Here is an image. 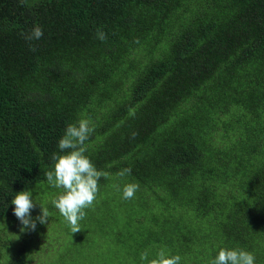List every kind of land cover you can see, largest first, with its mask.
<instances>
[{
	"label": "trees",
	"instance_id": "16d2710c",
	"mask_svg": "<svg viewBox=\"0 0 264 264\" xmlns=\"http://www.w3.org/2000/svg\"><path fill=\"white\" fill-rule=\"evenodd\" d=\"M34 25L44 34L30 43L21 33ZM81 118L95 129L86 154L109 174L95 201L100 242L130 264L161 248L210 264L221 247L264 264V0H0V228L10 216L20 250L11 201L30 189L49 209L27 248L52 246L61 190L44 172ZM128 182L138 203L122 198ZM134 205L128 231L117 213Z\"/></svg>",
	"mask_w": 264,
	"mask_h": 264
},
{
	"label": "clouds",
	"instance_id": "9594fccd",
	"mask_svg": "<svg viewBox=\"0 0 264 264\" xmlns=\"http://www.w3.org/2000/svg\"><path fill=\"white\" fill-rule=\"evenodd\" d=\"M24 2L26 0H21V3ZM43 34V29L39 25H34L29 32L21 33L24 39L30 43L40 40ZM96 37L105 41L107 34L101 28H97ZM32 50H36L34 44ZM94 131L95 129L89 119L81 118L75 123H69L58 142L60 151L51 156L52 169L44 172L47 184L61 190L52 199V204L59 210L73 234L81 231L80 221L86 217V209L94 206L99 194L100 179L102 177L107 178L109 175L107 172L98 170L86 154V141L89 140ZM136 134L132 133V136L134 137ZM131 171L130 167L123 168L117 173V176L123 178L130 175ZM138 190V183H125L122 188V198L125 200L132 199ZM11 203L15 205L14 215L23 225L22 232L34 231L37 222L45 225L49 223V217H51L49 209L44 204L34 201L30 189L16 193ZM37 203L40 204L41 214L32 218L31 212ZM181 259L179 254H172L166 248L159 249L151 256L149 250L140 254L141 264H181ZM210 264H256V257L253 252L244 248L221 247Z\"/></svg>",
	"mask_w": 264,
	"mask_h": 264
},
{
	"label": "rangeland",
	"instance_id": "374dc122",
	"mask_svg": "<svg viewBox=\"0 0 264 264\" xmlns=\"http://www.w3.org/2000/svg\"><path fill=\"white\" fill-rule=\"evenodd\" d=\"M134 201L139 202L138 198H134ZM141 202L145 203L146 200L142 198ZM100 203V201L95 202L92 208L86 209L87 215L80 221V232L71 233L64 218H57V222H53L52 225L55 240L49 238L52 241V246H46L43 245L44 242H38L29 249L27 245L33 243L28 240L35 233L23 232L26 239L23 245L26 247L20 250L24 239L14 229V226L6 223V220L10 218L7 215L1 222L0 228V232L4 234L3 238L0 239V264H9L16 257L18 258L17 264H130V260L135 263L129 251L119 249L112 240L105 241V243L99 241V230H97L96 224L102 216V212L99 210ZM132 207L133 213L130 216H124V212L120 210L117 213L120 225L124 224L128 231H134L135 226L128 227L126 223L137 216L141 217L139 207L136 205ZM34 214H41V211L35 210ZM2 228L4 231H2ZM55 241H57V245L54 244ZM40 247L41 250H38Z\"/></svg>",
	"mask_w": 264,
	"mask_h": 264
}]
</instances>
